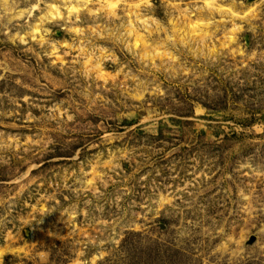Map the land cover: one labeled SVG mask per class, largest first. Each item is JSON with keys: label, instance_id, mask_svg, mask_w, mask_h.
I'll return each instance as SVG.
<instances>
[{"label": "rangeland", "instance_id": "1", "mask_svg": "<svg viewBox=\"0 0 264 264\" xmlns=\"http://www.w3.org/2000/svg\"><path fill=\"white\" fill-rule=\"evenodd\" d=\"M104 2L0 0V264H264V0Z\"/></svg>", "mask_w": 264, "mask_h": 264}, {"label": "bare ground", "instance_id": "2", "mask_svg": "<svg viewBox=\"0 0 264 264\" xmlns=\"http://www.w3.org/2000/svg\"><path fill=\"white\" fill-rule=\"evenodd\" d=\"M116 1H118V0H105V2H104V4L106 3V5H114L115 3H116ZM142 1V0H141ZM146 1V0H145ZM103 2V1H102ZM134 5L137 7L138 6V3H134ZM134 6V7H135ZM204 6L205 7H207L208 9H218V10H224V12H225V10L226 9H224V8H222L220 5H218V4H216V5H214L213 4V2H212V0H204ZM225 7V6H224ZM139 8V7H138ZM187 9V8H186ZM235 9H233V11H234ZM227 12H231L232 13V11H231V9H227L226 10ZM223 12V13H224ZM238 13V12H237ZM236 15V14H235ZM238 16V15H237ZM194 22V21H193ZM198 23H200L199 21H198ZM130 24V23H129ZM195 25H193V27H194ZM201 35V34H200ZM231 37V36H230ZM145 43V42H144ZM145 45V44H144ZM147 46V45H146ZM100 67V66H99Z\"/></svg>", "mask_w": 264, "mask_h": 264}]
</instances>
